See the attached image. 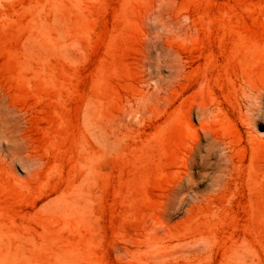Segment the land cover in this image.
<instances>
[{"label": "rangeland", "instance_id": "obj_1", "mask_svg": "<svg viewBox=\"0 0 264 264\" xmlns=\"http://www.w3.org/2000/svg\"><path fill=\"white\" fill-rule=\"evenodd\" d=\"M245 71L264 0H0V264H264L263 160L219 186L194 109Z\"/></svg>", "mask_w": 264, "mask_h": 264}, {"label": "bare ground", "instance_id": "obj_2", "mask_svg": "<svg viewBox=\"0 0 264 264\" xmlns=\"http://www.w3.org/2000/svg\"><path fill=\"white\" fill-rule=\"evenodd\" d=\"M158 14H161V11H159ZM170 22L174 25L176 20L172 19ZM174 67L175 69H180L181 72L185 69V64L179 56L174 60ZM203 84L199 87L200 90L204 87ZM202 90L205 92V90L207 91L208 89H205L204 87ZM194 109L198 114H201L204 117L208 116L210 118L212 117L213 120L222 121L225 126L223 134H219L215 130H212L211 132L213 136V146L218 150L224 168V175L222 179L218 180L220 181V184H218L219 186H227L235 181L238 173H240V169L244 166H240L242 164L239 160L241 153L243 152H245V154L249 153L248 168L250 172L254 170V165L257 163L255 161L263 160V162H261L263 163L262 165H264V157L263 159H260L261 154L259 153L264 147V140L259 136L260 130L258 128L260 119L264 115L263 76L253 74L252 71H245L238 80L233 81L231 88L224 93L223 99L213 96V98L207 103L202 101L197 103L194 106ZM234 127L235 129L239 127L241 128V131L244 132L247 146L244 145L246 147H241L242 145L240 146L242 133H240L241 137L239 140L230 138V135L232 134L230 131ZM99 133L104 141L110 140L104 130L102 131L101 129V132ZM208 133L210 132H206L205 135L207 136ZM112 143L114 144L115 142Z\"/></svg>", "mask_w": 264, "mask_h": 264}]
</instances>
